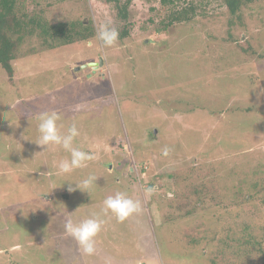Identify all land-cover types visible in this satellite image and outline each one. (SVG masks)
Instances as JSON below:
<instances>
[{
	"label": "rangeland",
	"instance_id": "374dc122",
	"mask_svg": "<svg viewBox=\"0 0 264 264\" xmlns=\"http://www.w3.org/2000/svg\"><path fill=\"white\" fill-rule=\"evenodd\" d=\"M25 3L51 22L91 21L95 36L28 56L15 85L0 81V264H263L243 238L264 252V191L250 189L264 186V0L238 17L222 0H205L161 33L152 29L168 9L131 0L129 36L113 46L97 37L109 22L124 25L111 1ZM98 57L97 68L81 67ZM52 112L61 135L75 123L72 146L93 156L70 173L59 168L67 150L37 143L39 118ZM163 172L182 177L176 195L165 192L166 176L155 179ZM90 177L88 191L77 187ZM150 181L171 221L150 200ZM238 187L250 204L228 199ZM118 190L140 206L127 223L101 211ZM181 200L184 212L198 201L197 214L176 212ZM94 214L103 224L86 255L65 223ZM188 232L199 242L190 245Z\"/></svg>",
	"mask_w": 264,
	"mask_h": 264
},
{
	"label": "trees",
	"instance_id": "16d2710c",
	"mask_svg": "<svg viewBox=\"0 0 264 264\" xmlns=\"http://www.w3.org/2000/svg\"><path fill=\"white\" fill-rule=\"evenodd\" d=\"M26 0H0V81L4 83H8L10 86L15 85V76L17 75V63H20L25 60L28 56L36 55L41 53L42 51H50L61 46L70 45L76 42H86L93 40L95 36V30L91 21L88 24L82 23L80 20H72L69 22L58 21L51 22L41 13H30L28 10ZM107 2L111 1L114 9L116 11V16L123 22V27L119 29V38L118 41H121L129 36V27L128 24L125 23L127 21L128 16V7L131 3V0H106ZM162 8L168 9V14L166 20L164 18L161 19L158 23H154V27L152 32L161 33L167 30L169 27H172L173 24L186 22L191 20L195 14L203 11V2L205 0H159ZM258 0H222L225 5L228 13L233 16H239L238 12L241 7L253 3ZM232 25V20L229 21ZM35 45V46H33ZM244 50V49H243ZM245 52L248 50L245 49ZM243 61V60H242ZM204 73L200 74L199 77L203 78ZM43 76H38V80H42ZM209 77V74H208ZM209 79V78H207ZM28 80L24 81L23 84H27ZM203 80H201L202 82ZM35 82V81H34ZM34 82L31 81L33 84ZM33 86V85H32ZM200 91L197 93H202ZM205 93V92H204ZM248 132L249 129H247ZM239 145V144H238ZM240 146V145H239ZM166 176L170 182L168 185L164 186L165 192L172 193L173 195L177 194L175 190L176 186L182 185V177L177 172H163L161 174H156L155 179L159 176ZM131 182H134V180ZM154 182V181H153ZM146 183L145 189L150 190L151 198L150 200L156 203L157 209L161 212L167 221H171L173 218L170 214L164 215V210L161 209V198L159 200L157 193L158 188L154 187L155 182ZM135 184V183H133ZM151 184L153 185L151 187ZM117 185H121L117 182ZM128 194H129V189ZM133 189V188H132ZM239 189V187L237 188ZM254 192L264 191V186L254 183L252 188H250ZM118 192H121L118 190ZM137 190H133V194L136 195ZM112 192L111 196H114ZM122 193V192H121ZM233 194L228 196V199L231 200L234 198V202L236 204H250L248 201L252 198L249 196L241 195L240 189L237 191H233ZM226 194V192H225ZM127 196V194L125 193ZM167 199H171V194H165ZM130 197V196H129ZM223 197V195H222ZM133 199V198H131ZM184 201V200H183ZM179 202V206H177L176 212L181 213L182 215L188 214H197L198 209V201L197 203L192 205V209L185 211V205L183 206V202ZM200 204H201V200ZM146 206V204H145ZM169 206H172L169 204ZM130 219V216L128 217ZM128 218H126L125 223H127ZM187 226V225H185ZM186 229H189L187 226ZM246 230H249L248 226H245ZM208 229H205L204 233H207ZM251 231V230H249ZM188 243L190 245H195L199 242V238L192 232L187 233ZM243 244L247 247V245L252 246V248H248L249 252H257L259 255L263 254V264H264V252L262 251L263 247L259 243L258 240L255 242L249 241V239H244ZM232 245V240L230 242ZM232 247V246H229ZM239 247H236V250ZM245 254L246 249L243 248L240 250ZM239 251V252H240ZM212 262H214L212 260Z\"/></svg>",
	"mask_w": 264,
	"mask_h": 264
},
{
	"label": "clouds",
	"instance_id": "9594fccd",
	"mask_svg": "<svg viewBox=\"0 0 264 264\" xmlns=\"http://www.w3.org/2000/svg\"><path fill=\"white\" fill-rule=\"evenodd\" d=\"M109 25L110 22L109 24L101 26L97 32L98 39L105 46H113L119 38L118 29ZM58 119L59 116L56 112L40 116L38 124L40 139L37 143L39 145L46 146L51 144L59 145L63 149L67 150L71 155V159L70 161H62L59 168L63 173H70L76 168L85 166V163L92 160L93 156L88 152L72 146L74 138L79 135L75 123L68 128L67 134L61 135L57 126ZM168 151L169 150L165 148L163 154L168 155ZM94 179V177H90L82 182V186L77 187L88 191L91 188ZM101 211L104 214H107L110 211L115 215L118 221L123 222L133 213L140 211V206L137 202L128 198L124 193L117 192L114 196H108L104 200V207ZM102 224L103 220L99 218V214H94L92 217L86 218L78 223H74L71 219H69L65 223V230L77 241L84 254L92 255L96 251L95 237L101 231Z\"/></svg>",
	"mask_w": 264,
	"mask_h": 264
},
{
	"label": "water",
	"instance_id": "95a60500",
	"mask_svg": "<svg viewBox=\"0 0 264 264\" xmlns=\"http://www.w3.org/2000/svg\"><path fill=\"white\" fill-rule=\"evenodd\" d=\"M150 41H152V40H150ZM102 62H103V60L101 58H99L98 62H90L88 64H83L81 67L84 68L88 65V66H91L93 68H97V66L100 65Z\"/></svg>",
	"mask_w": 264,
	"mask_h": 264
},
{
	"label": "flooded vegetation",
	"instance_id": "af4514ba",
	"mask_svg": "<svg viewBox=\"0 0 264 264\" xmlns=\"http://www.w3.org/2000/svg\"><path fill=\"white\" fill-rule=\"evenodd\" d=\"M90 68L94 69L93 67L90 66Z\"/></svg>",
	"mask_w": 264,
	"mask_h": 264
}]
</instances>
